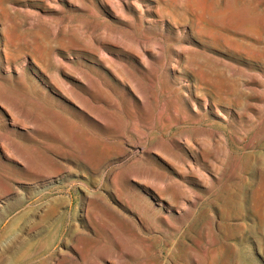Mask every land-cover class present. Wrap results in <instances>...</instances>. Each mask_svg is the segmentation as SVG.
I'll return each instance as SVG.
<instances>
[{
	"label": "rangeland",
	"instance_id": "rangeland-1",
	"mask_svg": "<svg viewBox=\"0 0 264 264\" xmlns=\"http://www.w3.org/2000/svg\"><path fill=\"white\" fill-rule=\"evenodd\" d=\"M0 39V264H92L102 206L148 264H264V0H0Z\"/></svg>",
	"mask_w": 264,
	"mask_h": 264
},
{
	"label": "bare ground",
	"instance_id": "bare-ground-1",
	"mask_svg": "<svg viewBox=\"0 0 264 264\" xmlns=\"http://www.w3.org/2000/svg\"><path fill=\"white\" fill-rule=\"evenodd\" d=\"M1 41L2 40L0 39V44H1ZM43 95L45 97V100H47V95L44 92H43ZM7 110L9 113H16V108L13 107L12 105H10ZM18 112H21V111L19 110ZM215 113L219 114L217 111H215ZM10 119H11V116H10ZM129 120H130V123L133 126H135L134 122L137 120L135 113H130ZM194 122L198 123L199 120L194 121ZM33 123L34 121L31 122V124ZM33 127H35L38 135H42L41 138H43V141L41 140V142H38V141L36 142H38V144L41 145L44 151L47 153V149H49V145L47 142H50V140L48 138L46 131L43 128L41 129L40 127L38 129L37 126H35L34 124H33ZM145 132H146V123L143 126V130L141 131V134H144ZM212 135L214 136V134ZM213 136H210V138L212 139ZM215 136L217 135L215 134ZM192 145H197V144L192 143ZM4 146L5 145L0 142V148L2 150H5ZM44 151L42 155L44 157V161H47L49 157L46 156ZM119 195H121V192L119 191L117 192V194H114L116 198ZM127 206L129 207V205ZM160 207L161 206L158 205L156 207L157 208L156 210H154V208L151 207L153 211L149 209L148 212L154 213V214H151V213L150 214L152 215V217L155 218V220L160 221L163 224H166L164 222L163 216L161 215L162 210L160 209ZM101 209H102L101 215L103 216V218L101 219V222L103 221V219L105 222H102L101 225L98 227H94L90 223V221H88L89 226L91 227V230H92V236H89L91 246H90L88 258L91 260L92 264H104V263H108V264H148L147 258H146L148 254L146 253V249L143 248L144 239L141 238V234L139 233V230L136 228L134 222H132V220L130 219L124 218L118 212H115L106 206H102ZM158 259H159V256H155L153 261L150 264H160ZM136 261L138 263H136Z\"/></svg>",
	"mask_w": 264,
	"mask_h": 264
}]
</instances>
